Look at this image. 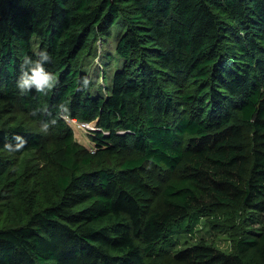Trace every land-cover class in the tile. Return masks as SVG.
Masks as SVG:
<instances>
[{
  "label": "trees",
  "instance_id": "obj_1",
  "mask_svg": "<svg viewBox=\"0 0 264 264\" xmlns=\"http://www.w3.org/2000/svg\"><path fill=\"white\" fill-rule=\"evenodd\" d=\"M112 29L121 64L98 92L81 63ZM39 50L58 84L21 95L23 61ZM0 104L39 130L54 121L48 133L0 122V153L15 135L27 141L16 155L55 139L51 155L70 170L57 200L0 227V264H147L157 244L219 206L245 212L257 230L235 252L197 243L171 263L246 264L252 254L264 264V0H0ZM66 119L100 128L85 163L124 159L80 170Z\"/></svg>",
  "mask_w": 264,
  "mask_h": 264
},
{
  "label": "rangeland",
  "instance_id": "obj_2",
  "mask_svg": "<svg viewBox=\"0 0 264 264\" xmlns=\"http://www.w3.org/2000/svg\"><path fill=\"white\" fill-rule=\"evenodd\" d=\"M115 30L112 29L103 41H97L94 51L87 56L88 62L81 63L84 69L89 70L95 80V90L103 92L110 83L112 73L121 62L114 53ZM106 79H105V77ZM73 131V141L82 148L76 161L79 169L89 171L98 167L116 168L123 160L120 154L105 155L85 163L83 152L94 151L95 143L90 138L95 130L100 131L96 121L86 123L82 128L76 119H66ZM0 122L5 126L22 124L32 131L40 132L34 121L30 120L26 112L14 104H0ZM106 134V132H105ZM50 139L41 150H28L19 155L0 153V166L6 171L0 181V227L14 226L26 222L35 206L40 208L58 199L59 189L57 178L60 175H69V169L58 166L51 155L52 144ZM129 154V153H128ZM151 172L155 169L148 167ZM158 176L164 174L156 169ZM188 224V223H187ZM245 212H239L230 206H219L200 210L196 222L190 223L183 230L175 232L172 242L157 244L158 253L145 257L147 264H174L170 256L185 247L197 243H206L223 252H235L238 240L247 232L257 230ZM171 241V240H170ZM252 254L246 256V264H253Z\"/></svg>",
  "mask_w": 264,
  "mask_h": 264
},
{
  "label": "clouds",
  "instance_id": "obj_3",
  "mask_svg": "<svg viewBox=\"0 0 264 264\" xmlns=\"http://www.w3.org/2000/svg\"><path fill=\"white\" fill-rule=\"evenodd\" d=\"M52 62V58L46 50L37 51L34 56L26 57L23 61L20 75L16 80V88L21 95H27L33 90L36 93L47 96L58 84L57 76L46 66ZM89 80L84 79L82 86L87 88ZM53 122H41L40 130L48 133ZM15 143L9 142L5 145L8 152L14 153L22 150L27 143L24 137L13 136Z\"/></svg>",
  "mask_w": 264,
  "mask_h": 264
},
{
  "label": "built area",
  "instance_id": "obj_4",
  "mask_svg": "<svg viewBox=\"0 0 264 264\" xmlns=\"http://www.w3.org/2000/svg\"><path fill=\"white\" fill-rule=\"evenodd\" d=\"M80 126H82V128H86L87 124L84 122H79Z\"/></svg>",
  "mask_w": 264,
  "mask_h": 264
}]
</instances>
